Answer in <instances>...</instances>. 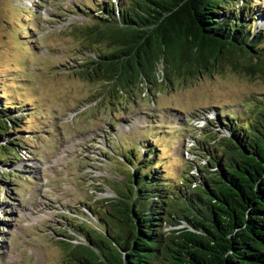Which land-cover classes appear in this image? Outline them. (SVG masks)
Masks as SVG:
<instances>
[{"label": "trees", "instance_id": "trees-1", "mask_svg": "<svg viewBox=\"0 0 264 264\" xmlns=\"http://www.w3.org/2000/svg\"><path fill=\"white\" fill-rule=\"evenodd\" d=\"M92 2L78 7L91 19L76 29L79 75L106 84L120 102L156 88L160 65L169 84L222 72L224 64L264 75V11L254 0ZM237 56L246 66L235 64ZM2 101L0 169L10 171L21 160L23 116ZM245 111L217 116L214 134L203 129L189 152L199 164L184 161L176 179L148 140L122 150L128 185L108 210L86 206L99 231L73 221L85 243L68 245L67 264H264V105Z\"/></svg>", "mask_w": 264, "mask_h": 264}, {"label": "rangeland", "instance_id": "rangeland-1", "mask_svg": "<svg viewBox=\"0 0 264 264\" xmlns=\"http://www.w3.org/2000/svg\"><path fill=\"white\" fill-rule=\"evenodd\" d=\"M254 1L264 11V0ZM80 4L93 2L0 0L1 105L18 108L12 116H23L24 141L20 162L0 169V264H67L68 245L85 243L73 221L99 231L86 206L108 210L128 185L122 150L148 140L167 177L176 179L184 161L199 164L190 148L203 129L216 133L217 116L248 115L245 109L264 105V75L235 72L230 64L173 84L160 65L156 88L120 102L106 84L79 75L76 29L91 23L78 14Z\"/></svg>", "mask_w": 264, "mask_h": 264}]
</instances>
